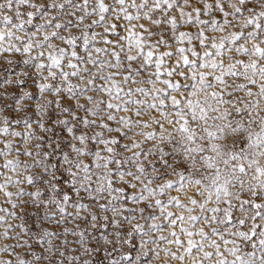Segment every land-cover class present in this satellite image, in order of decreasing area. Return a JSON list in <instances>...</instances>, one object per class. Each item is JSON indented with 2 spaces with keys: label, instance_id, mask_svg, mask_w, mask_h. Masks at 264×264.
<instances>
[{
  "label": "snow or ice",
  "instance_id": "obj_1",
  "mask_svg": "<svg viewBox=\"0 0 264 264\" xmlns=\"http://www.w3.org/2000/svg\"><path fill=\"white\" fill-rule=\"evenodd\" d=\"M0 264H264V0H0Z\"/></svg>",
  "mask_w": 264,
  "mask_h": 264
}]
</instances>
